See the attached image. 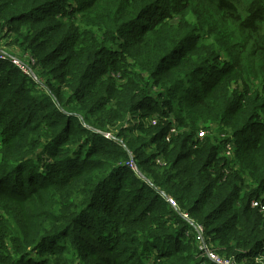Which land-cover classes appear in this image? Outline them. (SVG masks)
<instances>
[{"label":"trees","instance_id":"obj_1","mask_svg":"<svg viewBox=\"0 0 264 264\" xmlns=\"http://www.w3.org/2000/svg\"><path fill=\"white\" fill-rule=\"evenodd\" d=\"M243 2L0 0L29 71L0 59V264L264 256V0Z\"/></svg>","mask_w":264,"mask_h":264},{"label":"rangeland","instance_id":"obj_2","mask_svg":"<svg viewBox=\"0 0 264 264\" xmlns=\"http://www.w3.org/2000/svg\"><path fill=\"white\" fill-rule=\"evenodd\" d=\"M234 1H236V3H238L241 7H244V6L247 7L244 4L243 0H234ZM0 42H1L0 45L2 46L1 49L4 50V51L9 52L10 54L12 53L11 55H14L18 59L19 62L16 61V59H14V58H13V60L20 65V62L22 61L21 57H24L23 55H26V54L22 50L17 49V47L15 45L11 44L8 39L7 40H0ZM171 120H173V117H171ZM141 121H142V119L140 118V120L139 119L137 120V123L139 124ZM173 123H176V121L173 122ZM176 125H177V123H176ZM212 130H213V132H216L217 128L213 127ZM204 131L206 132L205 129H204ZM157 147L158 146L155 145L152 148H150V150H155ZM160 163H161V161H160ZM174 207L180 212L184 211V210H182V207H180L178 204H176ZM183 216L188 218V221H189L190 225H192V227H197L199 230H201L200 231L201 234L204 233L203 225L198 224L195 221L189 219V215L187 213H183ZM202 238H205L204 235H202ZM213 250H215V249H213ZM212 252H214V251H212ZM222 256H224V255H222ZM223 258H224V260L226 262L225 264H264V256H258V257L254 258V259H250V261H248L246 263H244V262H235L234 259L228 258L226 255Z\"/></svg>","mask_w":264,"mask_h":264},{"label":"built area","instance_id":"obj_3","mask_svg":"<svg viewBox=\"0 0 264 264\" xmlns=\"http://www.w3.org/2000/svg\"><path fill=\"white\" fill-rule=\"evenodd\" d=\"M13 58L16 59V61H18V59H17L14 55H11L9 52L4 51V50H2V49L0 48V59H9V60L15 62V61L13 60ZM18 62H19V61H18ZM16 63H17V62H16ZM20 66H21V67H22L27 73H29V71H28V70L22 65V62H20ZM155 122H156V120H153V123H155ZM177 130H178L177 126H176L175 124H173L172 127H171V129H170V133H169V135L166 137V139L169 140L171 134H175V133H177ZM198 135H199V137H204V136L206 135V132H205L204 130L199 131V132H198ZM231 151H232V146H231L230 144H228V145H227V153H228V154H231ZM132 167H135L134 163H132ZM166 199H167V201H168L173 207L177 204L176 200H175L173 197L166 196ZM253 204H254V206L259 205V203L256 202V201H255ZM261 208H262V210L264 211V206H262ZM196 228H197V227H196ZM200 228H201V227H200ZM197 230L199 231V237H198V238H199V239H204V238H202V235H203V234L200 233L201 230H199L198 228H197ZM205 256L209 257L211 260H213V261H214L215 263H217V264H225V263H226L225 260H224V258H223L222 256H219L218 254L212 252L211 248H206Z\"/></svg>","mask_w":264,"mask_h":264},{"label":"clouds","instance_id":"obj_4","mask_svg":"<svg viewBox=\"0 0 264 264\" xmlns=\"http://www.w3.org/2000/svg\"><path fill=\"white\" fill-rule=\"evenodd\" d=\"M12 54V53H11Z\"/></svg>","mask_w":264,"mask_h":264}]
</instances>
